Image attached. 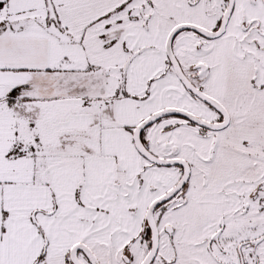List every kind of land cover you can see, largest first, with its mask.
<instances>
[{
    "label": "snow or ice",
    "instance_id": "6c2138e0",
    "mask_svg": "<svg viewBox=\"0 0 264 264\" xmlns=\"http://www.w3.org/2000/svg\"><path fill=\"white\" fill-rule=\"evenodd\" d=\"M0 264H264V0H0Z\"/></svg>",
    "mask_w": 264,
    "mask_h": 264
}]
</instances>
